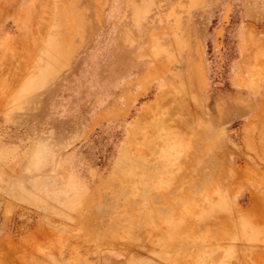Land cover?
Here are the masks:
<instances>
[{
    "label": "rangeland",
    "instance_id": "rangeland-1",
    "mask_svg": "<svg viewBox=\"0 0 264 264\" xmlns=\"http://www.w3.org/2000/svg\"><path fill=\"white\" fill-rule=\"evenodd\" d=\"M0 264H264V0H0Z\"/></svg>",
    "mask_w": 264,
    "mask_h": 264
},
{
    "label": "bare ground",
    "instance_id": "bare-ground-1",
    "mask_svg": "<svg viewBox=\"0 0 264 264\" xmlns=\"http://www.w3.org/2000/svg\"><path fill=\"white\" fill-rule=\"evenodd\" d=\"M257 83V82H256ZM144 152V151H143ZM132 177V176H131ZM128 179L130 178V177H127ZM146 192V191H145Z\"/></svg>",
    "mask_w": 264,
    "mask_h": 264
}]
</instances>
